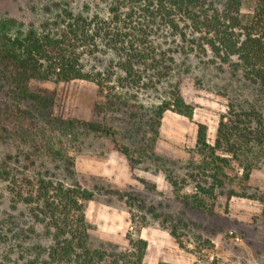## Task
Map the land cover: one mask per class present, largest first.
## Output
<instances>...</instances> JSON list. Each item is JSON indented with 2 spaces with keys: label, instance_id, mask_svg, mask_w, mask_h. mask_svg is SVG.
Listing matches in <instances>:
<instances>
[{
  "label": "rangeland",
  "instance_id": "374dc122",
  "mask_svg": "<svg viewBox=\"0 0 264 264\" xmlns=\"http://www.w3.org/2000/svg\"><path fill=\"white\" fill-rule=\"evenodd\" d=\"M205 1L216 9L225 5V0ZM114 6V0H0V21L12 19L22 32L33 28L38 33L55 34L63 26L60 22L65 13L109 23ZM251 8L245 3L241 12L250 14ZM119 9L127 24H139V17L132 16L128 5ZM168 37L160 38V30L153 35L156 50L173 55V63L166 64L171 73L165 79L155 80L143 68L134 69L138 70L134 77L126 76L117 68L115 54L97 41L87 49L79 48L78 54L83 72L99 81L101 87L94 81L81 80L32 85L54 94L51 109L58 120L103 124L114 137H99L81 128L65 129L63 124L47 126L45 136L52 143L51 153H33L22 141L23 130L17 128L20 125L10 128L8 124V133L0 135V163L11 156L19 161L12 165L15 171L41 176L64 187L76 183L92 191L94 199L84 205V217L93 249L125 251L130 238H140L147 243L142 264H264V147H252L241 158L243 163L254 166L249 188L242 190L238 186L240 168L235 166L229 174L232 181L224 191L247 197H232L225 208L226 196H219L215 216L185 210L174 193L176 189L180 195L195 191L189 174L197 170L202 160L195 147L197 125L206 127L207 143L213 146L219 120L231 110H253L264 118V86L248 81L241 69L234 70L214 60L210 53L206 57L195 52L173 54L175 45ZM173 89L179 90L185 105L192 109L191 118L170 110L155 124L152 111L170 101ZM8 99L7 86L0 82L2 109L5 104L9 107ZM108 100L119 101L124 107L111 109ZM32 122L24 120L22 126L26 130L33 128ZM122 148L128 149L133 163L120 152ZM169 178L177 183L176 189ZM101 187L130 193L163 217L189 224L187 229L178 227L186 249L175 243L160 221L102 195L98 191ZM0 234L7 238L0 242V259L5 257L10 264H28L35 254L42 258L52 243L45 227L35 223L23 205L12 203L2 179ZM197 237L218 242V250L204 252L199 250L200 245L196 249L189 241H197Z\"/></svg>",
  "mask_w": 264,
  "mask_h": 264
},
{
  "label": "trees",
  "instance_id": "16d2710c",
  "mask_svg": "<svg viewBox=\"0 0 264 264\" xmlns=\"http://www.w3.org/2000/svg\"><path fill=\"white\" fill-rule=\"evenodd\" d=\"M114 2L116 6L110 9L112 20L109 23L96 18L87 21L65 13L60 22L63 26L55 34L38 33L33 28L22 32L16 29L14 20L0 21V82L7 86L10 107L5 104L2 109L0 101L1 137L8 133V124L10 128L20 125L17 128L23 130L22 141L33 153H51L52 143L49 136H45L47 126L63 124L65 129L81 128L99 137H114L111 129L103 124L58 120L51 109L54 94L32 86L36 83L81 80L94 81L97 87H101L99 81L83 72L78 54L79 48L87 49L97 41L115 54L117 68L130 78L137 73L138 70L134 71L136 68H143V72L153 75V79L158 81L170 75V66L166 64L173 63V55L167 54L168 51H157L153 45V35L160 30V38L167 35L172 39L175 45L173 54L195 52L197 56L206 57L210 53L214 60L228 64L234 70L241 69L248 81L264 86V0H225L221 9L208 5L205 0ZM245 3L252 5L250 14L241 12ZM137 4V8H134ZM121 5H128L132 16L139 17L137 26H130L131 22L127 24L126 19L122 20ZM107 105L111 109L122 106L119 101L113 100H108ZM170 110L185 118L192 116V109L185 105L178 89L171 91L169 102L162 103L152 111L151 120L157 124L162 115ZM24 120L29 123L33 121V128L24 129ZM206 132L204 125H197L195 147L202 160L197 170L189 174L195 183V191L180 195L176 189L177 183L171 178L168 180L176 189V201L185 210L212 217L216 215L219 196H226L225 208L232 197H247L224 189L232 181L229 174L235 166L242 170L238 186L242 190L249 188L247 183L254 166L243 163L241 158L252 147H264V118L253 110H231L219 120L213 146L207 143ZM120 152L133 163L128 149L122 148ZM26 160L30 165L34 164L28 156ZM16 163H19L17 158L12 160L11 156H7L0 163V179L6 182L12 203L23 205L30 218L45 227L52 242L45 256L38 258L35 254L28 264H142L147 243L140 238H130L129 247L120 252L91 247L84 205L94 199L92 191L76 183L64 187L41 176L22 174L13 169L12 165ZM67 173L69 176L72 174L68 169ZM98 191L160 221V226L168 231L175 243L181 249H186L178 227L187 229L189 224L175 221L169 216L163 217L156 213L153 206H146L130 193L104 187ZM192 226L205 231L200 225ZM6 239L0 234V242ZM189 242L196 249L200 245L199 250L204 252L213 249L209 239L197 237V241L194 239ZM0 264L10 263L4 257L0 259Z\"/></svg>",
  "mask_w": 264,
  "mask_h": 264
},
{
  "label": "crops",
  "instance_id": "0c3cea01",
  "mask_svg": "<svg viewBox=\"0 0 264 264\" xmlns=\"http://www.w3.org/2000/svg\"><path fill=\"white\" fill-rule=\"evenodd\" d=\"M212 244H213V249L217 251V250H218V242L213 241ZM216 255H218V253H217ZM250 264H253V263H250ZM254 264H255V263H254Z\"/></svg>",
  "mask_w": 264,
  "mask_h": 264
}]
</instances>
